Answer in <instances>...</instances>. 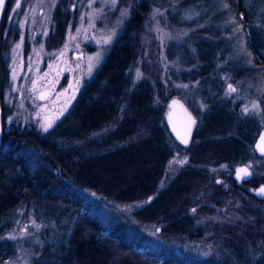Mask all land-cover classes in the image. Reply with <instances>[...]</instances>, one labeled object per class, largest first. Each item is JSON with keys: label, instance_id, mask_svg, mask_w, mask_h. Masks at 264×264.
<instances>
[{"label": "trees", "instance_id": "1", "mask_svg": "<svg viewBox=\"0 0 264 264\" xmlns=\"http://www.w3.org/2000/svg\"><path fill=\"white\" fill-rule=\"evenodd\" d=\"M11 1H6L0 21L1 79L7 75L1 52ZM83 1L76 0L73 7L68 0L58 1L47 48L64 43ZM164 1L137 0L70 109L47 132L34 126L4 127L1 109L0 264L18 253L20 242L11 234L29 215L43 225L41 244L34 246L27 264H264V233L253 237L264 228V199L250 191V187L264 182V175L254 172L238 181L228 172L222 175L225 182L211 177V167L222 165L231 171L251 163L253 168L264 170L258 165L264 156L253 146L260 122L244 115L231 98L222 93L218 96L223 81L213 69L220 40L199 38L194 44L195 54L177 48L185 62L193 55L199 60L193 70L198 78L195 94L215 98L202 112L183 98L198 118L188 146L176 141L164 116L166 102L175 93L166 92L157 80H134L146 14L153 4ZM187 1L202 5L208 0ZM259 1L264 0H226L244 31L250 64L242 66L243 70H253L264 82V18L256 20L252 13ZM183 152L188 154V164L157 192L170 158ZM81 188L120 202L156 194L134 212L135 217L145 222L165 221L168 235L182 234L179 240L189 243L187 253L153 246L119 225H107ZM229 199L239 201L238 211L253 219L252 227L238 236L230 227H198L193 231L190 209L197 207L199 212L209 213V207L200 204ZM204 239L216 256L198 258L188 252L204 249Z\"/></svg>", "mask_w": 264, "mask_h": 264}, {"label": "rangeland", "instance_id": "2", "mask_svg": "<svg viewBox=\"0 0 264 264\" xmlns=\"http://www.w3.org/2000/svg\"><path fill=\"white\" fill-rule=\"evenodd\" d=\"M58 1L12 0L10 3L6 14L7 25L2 34L1 52V60L7 69L6 77L3 80L0 77V82H3L0 87V106L5 115L4 127L34 126L44 132L42 124L51 121L53 126L70 109L82 85L103 60L137 2L84 0L75 23L68 28L64 43L58 48L49 49L46 47V38ZM68 1L72 3V7L75 5L76 0ZM207 2L193 5L187 0H166L151 6L143 23L142 53L134 69V80L145 77L151 81L162 82L166 92L173 91V95L182 100L184 98L198 112H202L210 100L215 98H203L195 94L198 78L193 70L200 64L199 60L193 55L189 62H185L177 48L195 54L194 44L199 38L220 40L221 47L217 51L213 69L221 74L223 81L218 96L222 93L223 96L231 98L244 115L254 116L264 127V82L252 73L253 70H243V67H249L250 61L239 20L229 9L226 0ZM253 9L256 20L264 18V1H259ZM1 18L2 15L0 21ZM137 73L141 75L138 77ZM229 85L236 91L230 92ZM44 90L49 93L41 99L39 94ZM253 104H257L258 108L253 109ZM245 107L249 109L248 112L243 111ZM196 119L198 120L197 117ZM180 160L185 162L180 164ZM188 162L186 152L172 156L157 192ZM258 165L264 168V162ZM239 167H247L252 175L254 172L258 176L264 175V170L253 168L251 163ZM232 169L230 171L226 165L211 167V177L225 182L222 175L231 172L238 181L244 180L237 177L236 168ZM81 190L94 202L107 225H119L129 235L153 246H165L178 254L187 253L189 243L179 240L182 234L168 235L164 230L165 221L145 222L135 217L134 212L150 202L156 194L141 200L120 202L85 188ZM200 205L208 206L210 212H199L197 207L190 209L195 221L193 231L198 227H230L238 236L249 226L252 227L253 219L245 218L238 211L241 204L237 199H229L219 204L207 201ZM262 207L264 210V203ZM42 225V222L29 215L14 228L11 237H15L21 246L19 245L18 253L3 264H27L35 252L34 246L38 248L41 244L39 232ZM255 233L253 237L262 236L264 228ZM184 238L186 239L185 236ZM254 239L252 238L253 241ZM204 241V249L188 252L198 258L216 256L217 253H213L208 247L209 241Z\"/></svg>", "mask_w": 264, "mask_h": 264}, {"label": "water", "instance_id": "3", "mask_svg": "<svg viewBox=\"0 0 264 264\" xmlns=\"http://www.w3.org/2000/svg\"><path fill=\"white\" fill-rule=\"evenodd\" d=\"M7 0H4V4L0 13V17L3 13L5 4ZM48 90H44L40 92V97L43 96L44 98L48 95ZM43 98V99H44ZM2 111L0 106V149H1V142H2V119H1ZM164 116L166 123L169 127L170 132L172 133L173 137L176 139L178 143H180L183 146H188L194 135L195 127H196V116L193 113V111L190 109V107L186 104L184 100H182L177 95H172L168 98L166 105H165V111ZM190 118L195 120V124L190 123ZM261 135H264V127H261L259 134L253 144L254 149L260 156H264V153H262L258 148L257 144L260 143V137ZM187 136L188 138V144H184L182 141V137ZM240 168L245 167H236V170ZM248 171L251 173V175L244 176V180L248 179L252 176V171L248 169ZM264 187V182L259 183L256 186H253L250 188V191L254 193L258 198L264 199V194H258V190Z\"/></svg>", "mask_w": 264, "mask_h": 264}, {"label": "snow or ice", "instance_id": "4", "mask_svg": "<svg viewBox=\"0 0 264 264\" xmlns=\"http://www.w3.org/2000/svg\"><path fill=\"white\" fill-rule=\"evenodd\" d=\"M3 4H4V0H0V10H2V7H3ZM16 7L18 8L19 7V3H17ZM225 7H227V5H225ZM14 11V10H13ZM20 45H17V47H19ZM141 74L140 73H137V76L139 77ZM229 88V91L230 92H235L236 89L234 87H232V85H229L228 86ZM44 97L41 96V99H43ZM252 108L253 109H257L258 108V105L257 104H253L252 105ZM244 112H248L249 109L247 107H245L243 109ZM190 123L191 124H195V120L190 118ZM43 131L47 132L51 127H52V122L51 121H48L44 124L41 125ZM182 141L183 143L186 145L188 144V138L187 136L185 137H182ZM257 148L262 152L264 153V135H261L260 137V143L257 144ZM186 160V158H185ZM185 160H180L178 161L180 164H183L185 162ZM248 175H251V173L248 171V168L245 167V168H240L237 170V177L239 179H243L244 176H248ZM258 194H264V187H261L259 190H258ZM149 200H151V197L149 198ZM193 211H195V209H193ZM11 238H15V237H11Z\"/></svg>", "mask_w": 264, "mask_h": 264}, {"label": "bare ground", "instance_id": "5", "mask_svg": "<svg viewBox=\"0 0 264 264\" xmlns=\"http://www.w3.org/2000/svg\"><path fill=\"white\" fill-rule=\"evenodd\" d=\"M0 13H1V10H0Z\"/></svg>", "mask_w": 264, "mask_h": 264}]
</instances>
